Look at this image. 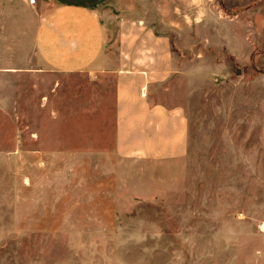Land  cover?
Here are the masks:
<instances>
[{"label":"rangeland","instance_id":"obj_1","mask_svg":"<svg viewBox=\"0 0 264 264\" xmlns=\"http://www.w3.org/2000/svg\"><path fill=\"white\" fill-rule=\"evenodd\" d=\"M101 9L109 44L123 19L170 36L188 153H117L112 73L33 75L22 150L0 118V264H264V0Z\"/></svg>","mask_w":264,"mask_h":264},{"label":"crops","instance_id":"obj_2","mask_svg":"<svg viewBox=\"0 0 264 264\" xmlns=\"http://www.w3.org/2000/svg\"><path fill=\"white\" fill-rule=\"evenodd\" d=\"M105 1L0 0V118H16L12 148H23L18 125L31 116L33 75L110 72L117 153L185 157L189 119L184 105L169 96V79L180 62L170 36L137 25L127 28L128 19L121 17L115 43L109 44L117 18L101 9Z\"/></svg>","mask_w":264,"mask_h":264},{"label":"built area","instance_id":"obj_3","mask_svg":"<svg viewBox=\"0 0 264 264\" xmlns=\"http://www.w3.org/2000/svg\"><path fill=\"white\" fill-rule=\"evenodd\" d=\"M30 3H33L34 2V0H28Z\"/></svg>","mask_w":264,"mask_h":264}]
</instances>
